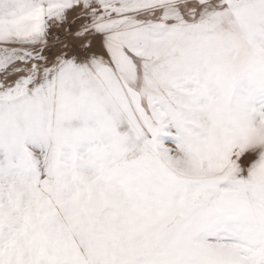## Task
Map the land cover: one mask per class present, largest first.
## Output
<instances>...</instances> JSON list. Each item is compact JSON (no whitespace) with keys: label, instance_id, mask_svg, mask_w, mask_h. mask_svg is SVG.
Returning a JSON list of instances; mask_svg holds the SVG:
<instances>
[{"label":"snow or ice","instance_id":"obj_1","mask_svg":"<svg viewBox=\"0 0 264 264\" xmlns=\"http://www.w3.org/2000/svg\"><path fill=\"white\" fill-rule=\"evenodd\" d=\"M0 264H264V0H0Z\"/></svg>","mask_w":264,"mask_h":264}]
</instances>
